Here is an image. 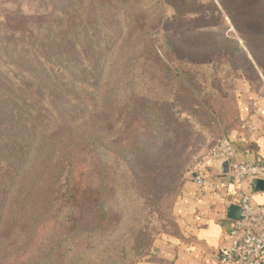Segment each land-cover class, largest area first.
I'll return each mask as SVG.
<instances>
[{
	"label": "trees",
	"instance_id": "1",
	"mask_svg": "<svg viewBox=\"0 0 264 264\" xmlns=\"http://www.w3.org/2000/svg\"><path fill=\"white\" fill-rule=\"evenodd\" d=\"M254 5V26L264 27V0ZM163 10L161 0H118L114 8L105 0H60L49 19L25 20L31 40L0 35V264L15 259L50 218L67 229L61 247L80 250L91 232L82 224L87 213L72 171L89 148L98 156L97 174L107 167L111 177L99 185V219L113 216L122 201L116 177L130 181L122 162L136 182L171 184L184 171L175 163L194 126L179 116L204 125L197 111L206 88L196 59L177 58L167 37L156 38ZM254 32L245 39L264 70V33ZM140 121L155 137L123 148L117 137Z\"/></svg>",
	"mask_w": 264,
	"mask_h": 264
},
{
	"label": "rangeland",
	"instance_id": "2",
	"mask_svg": "<svg viewBox=\"0 0 264 264\" xmlns=\"http://www.w3.org/2000/svg\"><path fill=\"white\" fill-rule=\"evenodd\" d=\"M105 1L111 8L118 2ZM142 1L149 4V0ZM161 1L163 19L155 31L158 33L156 38L164 43L163 37H167L174 46L177 58L196 59L200 65L198 81L206 88L202 93L207 98L199 101L197 111L204 125L195 124L187 114L179 116L182 121L187 120L194 126L192 136L183 140L175 163L179 168L184 166V171L174 173L171 184L147 181L146 177L136 182L128 160L122 162V166L124 172L129 173L130 181H127V175L119 174L122 170L116 164L112 172L119 174L116 180L122 201L115 204L113 216L99 219L96 216L99 185L104 183V178L109 180L111 177L107 167L97 174L98 156L89 148L72 171L81 185L80 193L76 194L78 204L87 213L82 224L91 232L81 242L80 250L69 252L61 247L67 229L50 218L37 229L31 243L8 264H34L35 261H41L40 264H137L151 253L158 238L178 233L175 206L179 192L185 181L191 179L190 173L196 172L200 165L208 161V156L221 141L231 140V137L243 133L241 107L248 103L263 110L264 70L255 61L245 39L247 33H258L257 28L264 33V27L259 25L256 28L252 20L256 17L253 6L256 7L257 0ZM59 2L0 0V35L12 43L31 40L25 20L49 19ZM192 49L193 52H190ZM203 107L208 111H204ZM154 135L148 125L140 121L133 123L129 134L117 137V142L123 148H129L135 140L145 141ZM123 148L118 155L125 158L128 154L123 152ZM102 163L105 167L104 161ZM174 181L177 185L172 188ZM109 195L107 189L105 197ZM101 221L105 223L98 231L100 227H95ZM51 252V258L47 259Z\"/></svg>",
	"mask_w": 264,
	"mask_h": 264
},
{
	"label": "crops",
	"instance_id": "3",
	"mask_svg": "<svg viewBox=\"0 0 264 264\" xmlns=\"http://www.w3.org/2000/svg\"><path fill=\"white\" fill-rule=\"evenodd\" d=\"M244 127L238 137H231L242 163H264V108L244 104L241 107ZM251 125L252 132L246 126ZM207 161L195 175L185 181L175 206L178 233L158 238L149 255L137 264H213L229 245V232L235 214L241 210L238 193L229 184L231 164ZM196 175L202 176L210 187H201ZM246 187L252 205H264V190L259 182ZM222 183H226L222 187Z\"/></svg>",
	"mask_w": 264,
	"mask_h": 264
},
{
	"label": "built area",
	"instance_id": "4",
	"mask_svg": "<svg viewBox=\"0 0 264 264\" xmlns=\"http://www.w3.org/2000/svg\"><path fill=\"white\" fill-rule=\"evenodd\" d=\"M253 131L251 126L247 127ZM210 162L228 161L231 164L229 184L238 193L241 216L234 221L229 232V245L213 264H264V205L253 206L246 187L253 181L264 180V163H242L238 160L236 145L225 139L208 156ZM201 187L214 186L197 175ZM222 187L226 183H222Z\"/></svg>",
	"mask_w": 264,
	"mask_h": 264
},
{
	"label": "water",
	"instance_id": "5",
	"mask_svg": "<svg viewBox=\"0 0 264 264\" xmlns=\"http://www.w3.org/2000/svg\"><path fill=\"white\" fill-rule=\"evenodd\" d=\"M227 164H228V162H225V163H223L222 165L223 166H227ZM259 185H261V190H264V181H261V182H259ZM236 216L234 217L235 218V220H238L239 218H240V216H241V210H238L237 212H236V214H235Z\"/></svg>",
	"mask_w": 264,
	"mask_h": 264
}]
</instances>
